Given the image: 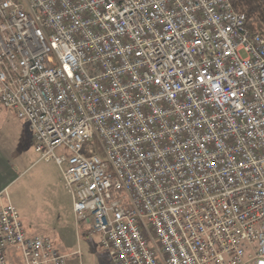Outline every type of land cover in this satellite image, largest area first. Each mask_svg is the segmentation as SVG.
Segmentation results:
<instances>
[{"label": "built area", "instance_id": "2783aa9c", "mask_svg": "<svg viewBox=\"0 0 264 264\" xmlns=\"http://www.w3.org/2000/svg\"><path fill=\"white\" fill-rule=\"evenodd\" d=\"M0 108L114 263L264 264V37L231 0H0ZM68 259L0 194V264Z\"/></svg>", "mask_w": 264, "mask_h": 264}, {"label": "rangeland", "instance_id": "374dc122", "mask_svg": "<svg viewBox=\"0 0 264 264\" xmlns=\"http://www.w3.org/2000/svg\"><path fill=\"white\" fill-rule=\"evenodd\" d=\"M1 111L9 117L10 133L7 131L6 134L15 133L17 138L23 140L26 125L12 112L4 109ZM97 154L103 157L100 150ZM37 159L34 153L26 156L16 165L15 174L4 184V195L17 211L25 232L30 236H48L52 244L63 253L79 249L80 264H116L100 247L97 235H88L86 225L76 226L71 211L72 197L64 187L56 165L36 162ZM55 225H59L61 230L54 233L52 228ZM72 260L78 264L77 258Z\"/></svg>", "mask_w": 264, "mask_h": 264}, {"label": "crops", "instance_id": "0c3cea01", "mask_svg": "<svg viewBox=\"0 0 264 264\" xmlns=\"http://www.w3.org/2000/svg\"><path fill=\"white\" fill-rule=\"evenodd\" d=\"M6 116V113L1 111L0 109V194H2L3 196H5L4 184L8 178L15 174L14 169L16 165H18L23 159H25L26 156H32L33 153L36 154L32 148L31 133L28 128L23 140L17 138L15 133L6 134L10 127L8 122L9 117ZM36 162H38V159ZM58 226L59 225H55L52 228V232L55 233L61 230L60 226ZM76 226L78 227L79 225ZM77 251H79V249H77L76 251H68L65 253L62 252L63 254L69 256L68 264H77L75 263L76 261L72 260V258H77L76 256H73V254ZM77 261L78 264H80V259L77 258Z\"/></svg>", "mask_w": 264, "mask_h": 264}, {"label": "trees", "instance_id": "16d2710c", "mask_svg": "<svg viewBox=\"0 0 264 264\" xmlns=\"http://www.w3.org/2000/svg\"><path fill=\"white\" fill-rule=\"evenodd\" d=\"M236 12L243 13L247 28L264 37V0H231Z\"/></svg>", "mask_w": 264, "mask_h": 264}]
</instances>
